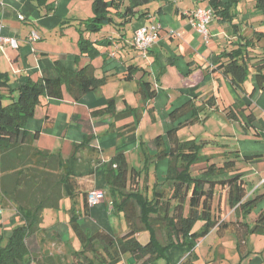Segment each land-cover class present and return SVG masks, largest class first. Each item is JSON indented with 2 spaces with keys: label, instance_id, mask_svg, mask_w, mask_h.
<instances>
[{
  "label": "crops",
  "instance_id": "1",
  "mask_svg": "<svg viewBox=\"0 0 264 264\" xmlns=\"http://www.w3.org/2000/svg\"><path fill=\"white\" fill-rule=\"evenodd\" d=\"M50 1L54 3H52L53 9L37 7L29 0H0V23L3 25V35L15 37L18 41L17 47L8 42L0 44L1 78L8 80L12 87V90H9V86L0 84V93L8 97L3 100V103L17 96L16 87L28 76L33 78L55 76L57 74L56 59L62 60L67 66L76 68L92 62L95 74L100 77L107 74L108 80L78 100L66 90L63 99L44 97L37 106L35 116L26 126L28 133L38 132L35 140L38 147L68 157L72 154L75 144L83 142L84 147L77 151L79 172L82 168L85 170L86 159L97 156L100 162H108L118 151L123 150L131 166L142 168L144 160L149 162L144 167L147 171L146 182L150 187L158 180L164 179L168 168V158L157 159L159 148L155 139L160 134L165 136L167 129L176 124L170 118L172 110L190 101L191 106L197 108L198 115L195 122L184 126L198 122L206 124V118L215 114L218 115V119L228 124L225 108L238 101L241 104L246 103V112L254 113L256 118L254 125L260 132L256 139L249 137L251 134L246 129V133L241 135L251 138L246 141H260L261 146L256 150L241 147L236 149L232 147L233 145L221 143V145L227 144L228 148L221 154L219 152L222 158L214 156L213 159L223 161L225 157L235 158L238 171L242 173V178L245 180L248 195L254 196L264 192V119L262 117L258 119L257 116L259 111L264 114V89L258 88L250 97L249 94L255 83L253 76L249 85L246 84L247 81L244 83L246 89L244 93L237 89L231 79L218 68L219 53L234 47V41L240 34L252 36L256 30H264L262 22L264 16L260 10H255L253 0H240L236 10L238 15L232 22L222 21L215 15L209 24L208 41L195 28L192 16L188 13L198 6L209 5L208 0H193L189 3H185L184 0H156L157 6H153L150 0L148 4L136 8L138 12L129 23L121 24L122 19L118 17L116 25H106L95 34L87 31L84 33L93 41L106 40L108 43L97 44L101 53L92 59L87 55L77 58L76 54L80 53L77 32L68 35L69 31L59 29L61 23H65L62 17L64 15H62V5L68 6L67 0ZM139 11L148 13L141 15ZM20 15L24 18L21 19ZM152 22L161 24L159 35L147 56H143L134 45L133 37L138 28ZM34 30L39 33L40 38L30 40V34ZM171 30L175 32L172 33ZM260 44L262 45L260 47L264 48V42ZM55 45L60 48L55 49ZM113 52H115L114 55ZM131 65L138 66V69L134 68L133 78L127 79L128 68ZM252 74L254 75V72ZM145 81L150 83L149 91L155 90L154 96H145L147 88ZM9 93L12 96H6ZM110 98L116 99V113L130 106L136 107V112L129 113L124 118L116 117L115 113L93 112L95 108L105 106ZM209 99L211 102L207 103ZM190 116L191 113H188L180 120ZM233 120H230L231 123ZM232 125L235 124L232 123ZM153 128H158V135L155 137L152 133ZM89 133H92L94 138L89 145H85V135ZM235 134H240L238 129ZM216 135L218 134L215 133V137L202 138H213L218 143ZM193 137L199 139L197 136ZM163 142L164 147H169L170 142L167 137H164ZM247 155L252 158L247 159ZM102 166L100 163L96 164L94 176L80 175L76 179L81 188L85 189L86 184L95 189L105 190V198L92 206L90 213L86 216L82 213L84 200L80 195L76 200L63 197L59 207L44 209L45 220L46 214L50 215L49 217L60 216L57 215L60 210H53V208L59 209L64 206L65 211H69V224L63 232L56 227L50 229L43 226L39 233L31 235L30 237H33V240L36 237V240L33 244L29 243V247L31 253L38 259H31L30 262L44 264L46 255L49 257L55 255L58 261L59 255H62L70 264L71 256L64 251L61 244L66 238L69 239L72 236L73 214L79 216L84 229L85 224H87L86 229L89 230L99 227L120 232L127 228L124 213H116L113 210V201L105 186ZM227 196L225 204L230 208ZM215 202H219L217 196ZM0 206L3 207V213L0 215V245H5L12 228L21 224L22 221L14 204L4 202ZM233 213L236 215L235 212ZM225 217L236 218L231 215ZM248 217L249 215L245 219L248 220ZM116 223L121 225L120 231L116 229ZM63 224L65 226L66 223ZM140 234L141 232L138 235ZM256 234L260 235L259 239H263L260 245H256L253 240ZM147 236L144 241L148 240ZM140 239L143 241L142 237ZM238 241L241 242L240 249H238ZM205 243L208 244L204 248ZM50 244L57 246L58 251L51 250ZM262 246H264V233L253 232L240 240L235 232L228 230L221 233L213 229L198 241L196 247L198 257L193 259L195 262L193 263L264 264ZM187 253L188 250L183 248H173L170 252L171 258L174 256L172 264H185L183 256ZM129 261L132 263L134 259L130 258ZM165 262V259H159L151 264H165Z\"/></svg>",
  "mask_w": 264,
  "mask_h": 264
},
{
  "label": "trees",
  "instance_id": "2",
  "mask_svg": "<svg viewBox=\"0 0 264 264\" xmlns=\"http://www.w3.org/2000/svg\"><path fill=\"white\" fill-rule=\"evenodd\" d=\"M29 1L37 7L54 8L50 0ZM149 1L93 0L94 16L83 19L85 32H97L106 25H116L118 17L122 19L121 24L129 23L138 12L136 8ZM208 2L222 21L232 22L238 15L236 10L240 0ZM254 8L264 16V0H254ZM139 12L141 15L148 13ZM261 42H264V30H256L252 36L240 34L234 41V47L224 49L218 55V68L244 93V83L254 69L255 83L250 97L258 88L264 89V48L260 47ZM78 43L80 53L76 54L77 58L87 55L91 59L101 53L97 44H108L106 40H91L83 30ZM134 68L138 69V66H129L127 79L133 78ZM55 69V76H28L16 87L18 94L8 103H3L5 95L0 93V204H14L22 221L12 228L7 243L0 245V264H34L30 260L38 258L31 253L27 240L43 229L44 209L59 207L63 197L76 200L79 195L82 196V213L85 216L90 213L92 206L88 195L95 188L86 184L85 189L81 188L76 177L94 176L97 163L103 165V178L113 201V210L124 213L127 228L120 232L99 227L89 230L85 224L84 229L79 216L73 214L71 226L80 239L81 248L72 252L71 264H118L128 253V258L134 259L131 264H149L159 259H165V264H172L174 256L171 258L170 252L179 247L188 250L183 256L185 264H194L193 259L198 257V241L213 229L221 233L228 230L235 232L240 240L253 232L264 233V192L248 195L237 160L225 157L223 161H216L214 153L202 154L201 147L214 141L213 138L197 140L195 137H179L178 130L197 119L198 110L191 106L190 101L170 112V118L176 124L167 129L165 136L160 134L155 139L159 148L157 159L168 158V168L164 179L158 180L152 190L146 176L142 179V169L131 166L123 150L108 162H100L97 156L86 159L85 170L82 168L79 172L77 151L84 147L83 142L75 144L68 157L38 147L35 144L38 132L28 133L26 126L44 97L63 99L66 90L78 100L108 80L107 74L101 77L95 74L92 62L76 68L56 59ZM1 76L0 73L1 86H9L12 90L8 80ZM145 83V96H154L155 90L149 91L150 83ZM6 96L12 95L9 93ZM210 102L211 99L207 100V103ZM245 105L234 102L225 108L226 114L230 119L239 120L248 133L259 136L260 132L254 125L255 115L246 112ZM136 109L130 106L116 113V99L110 98L105 106L95 108L93 112L115 113L116 117L124 118ZM188 113H191L190 117L180 120ZM250 127L255 128L254 132H250ZM164 137L168 138L169 147H164ZM93 138L92 133L86 134L85 145H89ZM246 157L252 158L249 155ZM199 163H204L201 170L196 168ZM224 189L227 190L228 204L237 216L235 219L223 220L221 204L215 202V197L220 196ZM256 208L257 218L252 224L245 218ZM199 220L202 224L198 229L196 223ZM142 231L148 233L147 241L140 239L138 234ZM240 247L241 242L238 241V249ZM140 259L144 260L139 263ZM44 264L69 263L65 256L59 255L57 261L55 255H46Z\"/></svg>",
  "mask_w": 264,
  "mask_h": 264
},
{
  "label": "rangeland",
  "instance_id": "3",
  "mask_svg": "<svg viewBox=\"0 0 264 264\" xmlns=\"http://www.w3.org/2000/svg\"><path fill=\"white\" fill-rule=\"evenodd\" d=\"M184 1H185V3H189V2H192L193 0H184ZM247 1H249V0H247ZM66 2H67L66 4H68V6L65 5V4L62 5V15L64 14L62 17H63V19H65L64 20L65 23H61V25L59 26V29L60 30H64V31H69L67 33L68 35H70V33L77 32L78 35L80 36V33H81L82 30H83V33H85V24H84L85 22H83V19H87V18H90V17L94 16L93 0H74V1L72 0V4H70V0H67ZM152 3H153V6H157V4H158V2L156 0H152ZM95 33L96 32H94V34ZM67 40H70V39H67ZM68 44H70V43H68ZM78 45H79V43H78ZM69 46H71V45H69ZM57 48H60V47L55 45V49H57ZM251 69H253V67ZM253 70L251 71V73L249 75L250 79L246 80L247 81L246 84H248V85H249V83L252 80V76L254 77V75L252 74V72H254ZM7 98L8 97H4V99H7ZM7 102L8 101L5 100L4 103H7ZM257 116H258V119H260L261 117L264 119V114L262 112H260V111L258 112ZM206 119H207V123L206 124L203 123V122L202 123L198 122V123H195V124L190 125V126H184V127H182L179 130L180 131L179 135H180V137L182 139L188 138V137H193V136H197L199 139L202 138V137H215V133L218 134V135H216V138H218L219 142L217 143L214 140V141H211L210 143H208L207 145L201 147V153L202 154L214 153L216 157L218 156L217 158H222V157H220L221 152L225 151V149L228 148V147H227V144L221 145V143H228L229 146L233 145L232 147H235L236 149L240 148V147L244 148V149L250 148L251 150H256V149L260 148V146H261L260 141H246V140H249L251 138L252 139H256L258 137L257 135H253L251 133V135H249V137H251V138H247V137H245V135H241L242 133H246V130H245V128L243 127L242 123L239 120H235L234 119L232 121V123H234L235 125H232V123L230 121L231 119L228 118V124H227L225 121H221L220 119H218V115H216V114L213 115V116H209ZM157 129L158 128H153L152 129V133H154L153 137L158 135ZM237 129H238V133H240V134H235ZM254 129L255 128L250 127V132H252V131L254 132ZM239 139H241V140H239ZM219 152H220V154H219ZM216 160H218V159H216ZM147 163H149V162L144 160L143 167L139 168V169H142L141 170V172L143 174L142 179H144L145 176L147 175L146 174L147 171H146V169L144 167V165L147 164ZM203 164L204 163L197 164L196 168H200L199 170H201ZM150 189L151 190L153 189V184H152V186H150ZM226 192L227 191H225V189H224L223 192H220V196H217L218 201H219L218 203H220L221 207H222L223 220L230 219V217H225V216H230L231 215V216L237 217L233 213L234 210L230 209L225 204ZM257 208L254 211H252V213L247 218L250 223H252V221H255V219L257 218V215H256L258 213L257 212L258 211ZM47 209H51V207H49ZM47 209H45V210H47ZM53 210H60L59 213H57V215L59 214L60 216L49 217L50 215L46 214L45 215L46 218H45L42 226L49 227L50 229L52 227H56V229H59L61 232H63L64 229L66 231V226H68V224H69L68 223V221H69V217H68L69 211L68 210L65 211V207L64 206H61L59 209L53 208ZM6 215H8L7 211H6ZM238 217L241 218V216H238ZM63 223H66L65 226H64ZM201 224H202V222H201V220H199L196 223V228L199 229L201 227ZM120 226H121L120 224L116 223L115 227H116L117 230L120 231L121 230ZM146 236H147V233H145L143 231L139 235L140 238L141 237L143 238V241L145 240ZM259 236H260L259 234H256L255 237H253V240L255 241L256 245L257 244L260 245V243L263 241V239H259ZM147 237H149V236H147ZM35 240H36V237H35L34 240H33V237H29L28 240H27L28 245H29V243L33 244V242ZM79 240L80 239L78 238V236L75 233V231L72 230L71 238H69V239L66 238L64 241H62L61 246L63 247L64 251H66L67 253L70 254L71 261H72V258H73V256H72L73 253L72 252L74 250H76V249L81 248V243L79 242ZM206 244H208V243L203 244L204 248H205ZM50 247H51V250H57L58 251V249H59L57 246H54L53 244L52 245L50 244ZM263 248H264V246H262L261 251L263 250ZM129 256H130L129 253L126 254L124 256L123 260L120 263H118V264H131V262L129 261L130 258H128ZM143 260L144 259H140L139 263H141ZM71 261H70V264H71ZM149 264H151V263H149Z\"/></svg>",
  "mask_w": 264,
  "mask_h": 264
},
{
  "label": "built area",
  "instance_id": "4",
  "mask_svg": "<svg viewBox=\"0 0 264 264\" xmlns=\"http://www.w3.org/2000/svg\"><path fill=\"white\" fill-rule=\"evenodd\" d=\"M188 13L192 16V21L195 28L203 35L206 41L209 40L210 37V29L209 24L215 17V12L212 6H198ZM21 19L24 18L23 15H20ZM161 24L158 22H152L149 25L138 28L135 31L133 42L136 48L141 52L143 56H147L150 48L155 43L160 30ZM172 33L175 30H171ZM40 38V35L37 31H32L30 34V40H36ZM4 42L10 43L12 46L17 47L18 41L15 37H5L3 35V25L0 23V44L2 45ZM113 55L115 52L112 53ZM105 198V190L99 188L92 190L88 195V200L91 206L101 202ZM3 213V207L0 206V215Z\"/></svg>",
  "mask_w": 264,
  "mask_h": 264
}]
</instances>
